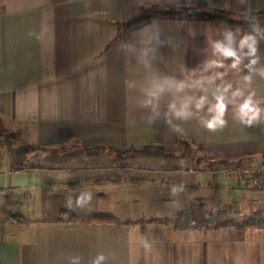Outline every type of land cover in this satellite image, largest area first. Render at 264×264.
Here are the masks:
<instances>
[{"label":"crops","instance_id":"crops-1","mask_svg":"<svg viewBox=\"0 0 264 264\" xmlns=\"http://www.w3.org/2000/svg\"><path fill=\"white\" fill-rule=\"evenodd\" d=\"M154 6L264 13V0H0V121L39 153L0 157V194L32 216L0 223V264H93L99 255L100 264H264L262 228L163 222L199 205L264 210V189L191 168L198 158L178 144L219 166L264 161V37L252 36L250 54L239 29L217 23L125 27ZM217 42L235 51V68ZM221 93L224 124L210 130ZM249 93L259 109L251 123L240 112ZM147 147L175 158L128 155ZM95 216L117 222L89 223Z\"/></svg>","mask_w":264,"mask_h":264},{"label":"trees","instance_id":"trees-1","mask_svg":"<svg viewBox=\"0 0 264 264\" xmlns=\"http://www.w3.org/2000/svg\"><path fill=\"white\" fill-rule=\"evenodd\" d=\"M248 17H240L238 19L227 17L224 13L216 10H204V9H163L157 6L151 7L148 10H141L140 13L130 20L125 27L129 29H140L153 20L163 21H188V22H212L223 26L237 28L242 32L243 36H263L264 37V13H257L254 18L258 21L246 20ZM178 144L182 146V156H186L190 153L187 144L184 141H179ZM184 144L186 146H184ZM6 150L12 157H14L18 163L23 161L24 156L29 154L32 148L28 145H24L22 142L16 139V135L3 127L0 121V157L2 152ZM129 156H153L162 157L166 159H174V155L171 151L163 148H144L140 152L128 153ZM238 167V166H237ZM63 213V212H62ZM64 216L69 215L68 222L76 221L75 216L63 213ZM11 217V216H10ZM213 213L207 212L202 206L190 207L188 210L180 212L176 217L171 220H164V223H171L176 229L181 230H198L202 228H219V227H231L235 228L239 233H242L245 229L249 228H262L264 229V213L259 211L253 213L252 216L243 220L227 219L223 222L215 220ZM16 219V218H12ZM159 220H155L157 222ZM117 220L110 216H95L89 219V223H116Z\"/></svg>","mask_w":264,"mask_h":264},{"label":"rangeland","instance_id":"rangeland-1","mask_svg":"<svg viewBox=\"0 0 264 264\" xmlns=\"http://www.w3.org/2000/svg\"><path fill=\"white\" fill-rule=\"evenodd\" d=\"M244 17H248V18H246V20H249V21H255V22H258L259 21V20L257 21L254 18V16H244ZM238 18H240V17H238ZM238 18H235V19H238ZM16 139L19 140L20 142H22L20 140L21 138L16 137ZM185 143L187 144V146L185 144H184V146H186V147H188V149H190V153L187 154L186 156L188 158H193L195 160L198 158V163L197 164H199V165H197V166L196 165L194 166L191 163H188V161H187V165L190 166L193 169L194 168L195 169L213 168L214 170H222V171L225 172V170H227L229 168H236L237 169V166H238V168L240 166L241 167L242 166H246L245 164H242V165H235L234 164V165L231 166V164H228V163H227V165H225V162H224V165L219 166L220 164L218 162L211 163L209 161H206L204 159V157H202L198 153V150L192 151L191 148H190L191 145H190L189 142H185ZM23 144L30 146L28 143H25V142ZM30 147L32 148V146H30ZM32 151H33V153L31 155H29V158H35L36 156H39V153H38V151H36V149L35 150H31L30 153ZM192 153H193V155H192ZM178 154H179V152H178ZM180 154H181V152H180ZM173 155L175 157V154L174 153H173ZM201 159L204 160V161H202ZM188 160H190V159H188ZM200 161H202V162H200ZM31 162H33V161H31ZM28 163H29L28 164V166H29L30 165V161H28ZM254 164H259V163H254ZM233 174L238 176L237 171H233V173L230 174V175H233ZM8 198L7 197H4L3 194H0V223H2L3 221L13 222L15 224H24V223H27L30 220V218L32 217L31 216V209L29 210V207L28 208H24L23 205H19V206L16 205L15 206V205H13V204H11L9 202V201H11L10 197H8ZM19 200H20V202L24 203V205L25 204H28V199L23 198V199H19ZM22 206H23V208H22ZM260 211H263V213H264V210H260ZM257 212H259V211H257ZM253 213H256V212L243 211V210H240V209H238L236 207L235 208L234 207H230V208H221L218 212H215L213 214L216 216L215 217V220H217L219 222H223L224 220H227V219H235V220L238 219L237 221L243 220V219H245L247 217L252 216ZM68 214H71V213H68ZM59 217L61 219L62 218L68 219L69 218V215L64 216L63 213L60 212L59 213ZM12 218H16V219H12Z\"/></svg>","mask_w":264,"mask_h":264},{"label":"clouds","instance_id":"clouds-1","mask_svg":"<svg viewBox=\"0 0 264 264\" xmlns=\"http://www.w3.org/2000/svg\"><path fill=\"white\" fill-rule=\"evenodd\" d=\"M250 40L252 41V44L256 43V41L254 40V38L252 36L246 35L245 37L242 38L240 44H241V47L248 44L250 54H251V53H254L256 51V48L253 47L252 44L248 43ZM214 48L216 51L220 52L224 57L234 58L233 63H232L233 68H235L239 64V62H240L239 57L236 56L235 51H233V49L231 47L224 46L221 43L217 42L214 44ZM255 62H256L255 60L251 61V63H253V64ZM262 75H264V73H262ZM244 79L247 81L250 79V77L246 76ZM179 87L182 88L183 84L179 85ZM228 87H230V85ZM224 91H227V88H225ZM240 95H242V93L239 90L233 93V96H240ZM253 95H254V93H249L247 98L244 100L243 104L240 106V112L242 115L247 116L249 113H251V115L249 116V119L247 121L248 123H251L252 119L255 118L257 112L259 111V109L254 106ZM215 99L217 101L215 106H214L216 116L212 120L208 121V123L206 125L210 130H214L217 127V125H223L224 124V121L220 117L223 115L225 108H226V105L224 103L225 96L223 95V93H221L220 95H217L215 97ZM203 103H204V98L201 97L199 103L197 104V107H199ZM90 201H91V196L89 195V202ZM77 203L79 205V199H78ZM102 260H104V256L99 255L93 261V264H100V262Z\"/></svg>","mask_w":264,"mask_h":264},{"label":"built area","instance_id":"built-area-1","mask_svg":"<svg viewBox=\"0 0 264 264\" xmlns=\"http://www.w3.org/2000/svg\"><path fill=\"white\" fill-rule=\"evenodd\" d=\"M237 171L242 183L251 188L264 189V162L259 164H251L248 166H240L239 168H229L226 173L232 174Z\"/></svg>","mask_w":264,"mask_h":264}]
</instances>
